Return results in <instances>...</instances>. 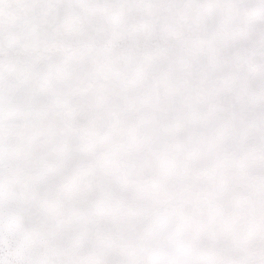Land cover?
I'll return each instance as SVG.
<instances>
[{
  "label": "snow or ice",
  "instance_id": "1",
  "mask_svg": "<svg viewBox=\"0 0 264 264\" xmlns=\"http://www.w3.org/2000/svg\"><path fill=\"white\" fill-rule=\"evenodd\" d=\"M0 264H264V0H0Z\"/></svg>",
  "mask_w": 264,
  "mask_h": 264
}]
</instances>
